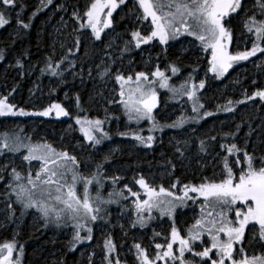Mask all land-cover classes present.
<instances>
[{
	"label": "rangeland",
	"instance_id": "1",
	"mask_svg": "<svg viewBox=\"0 0 264 264\" xmlns=\"http://www.w3.org/2000/svg\"><path fill=\"white\" fill-rule=\"evenodd\" d=\"M92 2L94 0H52L51 4H47V0H20L23 11L21 12L20 7H17L12 11L10 23L0 28V31L3 30L8 38L15 35L20 25L16 23L15 17L17 14L20 16L27 7L31 6L26 23L34 22V19L39 16L40 27L36 34L45 38L47 48L46 57H41L37 67L34 62H29V60L23 67L18 65L15 76H18L19 72L33 76V82L28 85L23 99L21 91L12 94L6 81V69L10 67L11 61L6 60L2 64L0 68V97H7V103L14 105L17 111L23 108L26 112L35 113L40 112L47 104L51 103L56 90L64 87L61 91L62 102L59 104L69 112L66 117H70V119L63 120L60 127L55 128L49 121L32 119L29 115L0 116V136L5 133L9 136L19 135L25 143H47L55 149L53 144H58L57 152L66 151L77 158L79 169H83L82 175L91 177L97 173L99 168L103 182H107L102 189H99L101 195L105 200L116 201L120 198L119 195L114 194L109 197L112 190L109 183L113 177L126 179V183L132 191L140 194H142L140 185L135 183V180L143 176L150 186L154 187L156 183L162 184L166 189L180 191L176 194L182 195L183 186L186 184L199 185L205 182H220L226 178L225 157H227L229 167H232L237 175L241 166L246 167L243 153L229 155L226 148L223 147L224 145L230 146L235 143L240 148L246 147L249 153H253V148L256 146L257 151L254 154L257 156L264 154V100L256 97L254 100H246L244 104H233L234 112L218 110L222 106H227L229 100H245V93L252 95L256 90L264 89V54L257 53L248 61L238 62L224 76L217 77L216 74L208 71L211 50L204 51L200 42L187 34L182 35L178 40L169 41L168 45L154 40L149 44H142L140 48H135L130 43L131 32L139 30L142 34H147L150 28V21L137 20L142 10L134 7L135 0H127V5H121L113 12L112 26L104 29L101 39L96 40L90 28L79 27L81 23H86V18L77 20L73 16L74 12L83 16ZM255 5L256 0H245L246 9L253 10L248 15L257 11ZM40 6L44 9L43 13L42 11L37 12V8ZM34 13L35 15H33ZM233 15L230 17V23L226 22V26L233 34L229 51L234 54L236 51L250 49L255 36L254 33H248L244 27V16ZM116 19L125 21L124 27L117 28L114 24ZM237 24L243 25L242 28L246 34L240 30L241 33L235 35ZM77 37L80 40L78 51L74 46ZM126 44L129 50L123 51ZM261 46H264V42ZM171 47L176 48L177 59L186 54L192 58L191 69L185 70L184 64L183 67L176 62L166 60L165 51ZM201 59L205 60V65L199 70L197 61ZM249 61L250 63H248ZM49 63H51L52 69L47 67ZM172 65L180 69L175 75L170 71ZM157 66L171 77L169 85L177 89L188 80L189 76L192 77L191 83L199 84L201 80H204L205 87L198 90L197 93L199 102L204 105V108L200 109V114L209 111L214 115L199 119L198 122L189 120L180 128L167 127L181 117H196L198 113L192 110V101L187 96H174L169 89L159 88L157 85L156 91L160 97L159 108L153 111V116L160 125L165 126L163 131L159 129L153 131L152 121L147 118L139 122L130 121L119 95L121 86L115 80V76L118 74L131 75L135 79L136 73L146 72L149 73L150 79H156L151 76V73L156 70ZM105 68H109L110 73L101 78L100 73ZM53 69L59 74L52 75ZM246 80H248L247 84L244 83ZM125 90L127 91V86H125ZM82 92L85 93L86 101L80 98ZM14 95L17 97L15 101L13 100ZM83 103L87 107H84ZM77 116L82 119L86 117L89 120L103 121L104 131L109 133L110 139H104L99 145H93L87 141L83 133L79 131L80 126L76 124ZM237 125H241L239 131H237ZM250 128L253 130L251 136L248 135ZM120 133H128V135L122 136ZM133 133L144 137L151 135L155 138L154 142L151 147H147L138 142L132 135ZM43 136H49V141L43 140ZM211 137H215V139L213 140ZM201 140L205 142L203 151L200 147ZM178 148L180 151H177ZM24 155H27V149L0 155V176L3 177L0 179V230L2 233L10 232L12 235L10 239L0 242V245L18 242L17 234L23 220L28 218L32 220L33 227L40 231L39 235L46 236L45 241L51 240L52 247L58 241L64 240L57 253L60 252V249L78 250L77 262L79 264H107L105 259L107 250L104 243L109 238L116 245V250L111 256H118L120 264H140L134 244L139 243L146 249L150 248V244L143 241L145 231L141 229L149 228L152 224L164 222V220L148 219L146 226L141 227L137 224L136 227H132L136 221L134 214L137 215V212L133 203L136 197L130 195L132 197L129 209L132 213H129L128 216L121 215L120 220H115L112 224L113 220H111L112 217L108 214V210L114 203L102 204L100 205L99 218L95 222H89L88 225L93 229L92 239L77 243L73 250L70 241L76 231L74 222H61L58 226L50 220L46 221L36 208L25 209L21 203L16 201L15 194L11 193L9 184L13 186L17 183L26 184L28 171L30 170L35 176L40 168V161H25L23 160ZM237 155L240 157L241 164L234 163ZM120 157H124V159L118 160L117 158ZM13 167L25 179L14 181L11 174ZM176 169L181 172L180 175L176 173ZM173 184L176 185L174 189L171 187ZM81 187L82 185L77 186L78 192ZM96 190L97 186L94 184L90 188L93 197ZM194 195L189 193V196ZM202 200L203 198L188 199L185 206L176 210L174 223L185 237L187 229L195 223L196 219L200 218ZM239 206L238 202L233 207ZM178 212L181 213L176 217ZM142 215L146 219L150 217L147 212ZM229 215L234 216V213ZM167 218L169 219L167 227L157 225L159 234L157 239L161 243L156 244H165L166 238L170 239L173 219L169 216ZM80 234L81 236L86 235V229H82ZM200 243L196 242L197 245ZM16 245L17 247L22 246L18 243ZM203 246H210V238L207 236L204 238L203 245L195 247V250L201 251ZM34 248L40 252L39 257H48L49 251L54 253V250H50V248H46V254L42 253L41 246L37 243ZM174 249H178V244L174 245ZM23 250L22 264H31L26 260V252L24 248ZM246 251L249 256L261 255L264 254V245L256 242L248 246ZM18 256L19 252L14 251L13 258ZM186 256L187 259H195L189 257V253ZM199 263L202 264L200 260ZM157 264H164V262Z\"/></svg>",
	"mask_w": 264,
	"mask_h": 264
},
{
	"label": "snow or ice",
	"instance_id": "2",
	"mask_svg": "<svg viewBox=\"0 0 264 264\" xmlns=\"http://www.w3.org/2000/svg\"><path fill=\"white\" fill-rule=\"evenodd\" d=\"M51 3L52 0H47V4ZM121 5H127V0H94L83 16L78 12H74L73 16L77 20L86 18V23H81L79 27L90 28L95 39L99 40L104 29L112 26L113 12ZM0 6H3L0 7V28L10 23L12 11L17 7H20L21 12L23 11L20 0H0ZM255 6L257 11L248 15L245 0H135L134 7L142 10L137 20L150 21V28L147 34H142L139 30L132 31L130 43L135 48H140L142 44H149L154 40L168 45L169 41L178 40L179 37L187 34L195 37L204 51L211 50L208 71L216 74L217 77H222L234 64L248 61L257 53L264 54V46H261L264 42V0H256ZM233 14H243L244 27L248 33H254L255 36L250 49L236 51L234 54L229 51L233 34L226 26V22L230 23V17ZM17 19L23 28L30 27L29 23L19 19L18 14ZM79 45L80 40L77 37L74 44L77 51ZM128 50L126 44L123 51ZM69 51L71 52V49ZM3 59L4 56L0 51V60ZM47 67L52 69L51 63ZM170 71L175 75L180 69L172 65ZM109 73L110 69L105 68L100 73L101 78ZM58 74L54 69L52 70V75ZM151 76L156 79H150L149 73L146 72L136 73L135 79L131 75L118 74L115 76V80L120 83L119 95L130 121L139 122L147 118L152 121L153 131L157 129L163 131L165 126L160 125L153 116V111L158 106L157 85L159 88L169 89L174 96H187L192 101V110L198 113L196 117H181L167 127L180 128L189 120L198 122L199 119L214 115L209 111L200 114V109L204 108V105L199 102L197 93L205 87L204 80H201L199 84L191 83L192 77L189 76L188 80L177 89L169 85L171 77L161 71L159 66L151 73ZM125 86H127V91ZM125 97L126 99H123ZM256 97L264 100V89H258L252 95L245 93V100H229L227 106H222L218 110L234 112L233 104H244L246 100H254ZM53 110L58 117L69 115V112L60 104H53L35 113L26 112L23 108L17 111L14 105L7 103V97H0V116H50ZM103 123L99 119L89 120L86 117L83 119L76 117V124L80 126L79 131L93 145H99L104 139H110L109 133L104 131ZM240 127L241 125H237V131ZM252 131L250 128L249 136ZM120 135L124 136L128 133H120ZM132 135L147 147H151L155 139L151 135L148 137L136 133ZM211 139L214 140L215 137ZM200 147L202 151L205 150L203 140L200 141ZM223 147L229 155L243 153L246 167L241 166L238 175L232 167H229L227 157H225L226 178L220 182L186 184L183 186L182 195H177L175 191L166 189L162 185L157 190L151 187L143 176L135 180V183L144 189L147 199H140L139 192H133L125 185L127 191L136 197L133 203L138 215L132 227H136L137 224L141 227L146 226L147 220L151 217L146 219L142 213L151 212L154 208L158 209L161 215L173 219L170 239L166 238L165 244L155 245V248L161 251H157L154 257L150 258L147 250L139 243L134 244L140 264H157L158 261H163L164 264H196L195 259H186V253L191 254L193 258H199L202 264H264V254L249 256L246 251V248L253 243L258 242L264 245V154L255 155L256 146L253 148V153H249L246 147H238L235 143ZM21 149H27V155L23 156V160H37L41 162V165L35 176L30 170L28 171L26 184L17 183L15 186L9 184L8 187L11 193L15 194L16 201L21 203L25 209L36 208L46 221L50 220L58 226L61 222H74L76 231L70 241L73 250L77 243L91 240L93 229L88 225L89 222H95L99 218L100 205L118 203L112 199L105 200L101 195L99 189L103 188V178L99 168L97 173L91 177L84 176L78 170L77 158L66 151L57 152L52 145L47 143H25L19 135L9 136L5 133L0 136V155L6 152H20ZM177 151L180 149L178 148ZM234 163L241 164L239 155L236 156ZM11 174L14 181L25 179L15 167L12 168ZM2 178L0 176V179ZM118 179V177L112 178L113 185ZM94 184L97 190L93 197L90 188ZM78 185H82L79 192L77 191ZM171 187L174 189L176 185L173 184ZM189 193L195 195L189 196ZM114 194L127 199L124 197L123 190L119 193H109V197ZM197 198H203L200 218L196 219L195 223L187 229L185 237L175 226V213L178 208L185 206L186 200ZM238 202L240 206L234 208L233 206ZM230 213H234V216H230ZM82 229H86L84 236L80 234ZM205 236L210 238V246H203L201 251H196L195 247L203 245ZM197 241L201 242L200 245L196 244ZM177 243L179 247L174 249ZM104 247L107 250L105 257L107 264H120L118 256H111L116 250V245L111 238L105 240ZM14 251L19 252V256L15 259L13 258ZM23 251V246L17 247L15 242L0 245V264H22Z\"/></svg>",
	"mask_w": 264,
	"mask_h": 264
},
{
	"label": "trees",
	"instance_id": "3",
	"mask_svg": "<svg viewBox=\"0 0 264 264\" xmlns=\"http://www.w3.org/2000/svg\"><path fill=\"white\" fill-rule=\"evenodd\" d=\"M31 7V6H30ZM30 7H27L24 10V13H22L19 16L20 20L24 19V22L26 23L27 15L30 13ZM43 13L44 9L42 6L37 8V12ZM23 17V19H22ZM39 16H37L34 19V22L29 23L30 27L25 29L21 25H19L18 32L11 36L10 38L5 36V32L2 30L0 31V51H2V54L4 56V59L0 61V68L2 67V64L5 63L6 60L11 61V65L9 68L6 69V77H7V84L10 87L12 94H15L17 91H21L22 93V99L23 96L26 95V91L28 88V85L33 82V76L31 74H26L24 72H19L18 76H15V73L18 69V65L20 64V67H23L25 62L27 60L34 62L35 66L37 67L40 64L41 57H46V46H45V38H42L36 34L38 28L40 27ZM15 21L18 24L19 21L17 17H15ZM20 24V23H19ZM115 26L117 28L124 27L126 24L125 21H120L118 19L115 20ZM240 24H237L235 27V35L239 33L241 30L239 26ZM234 29V28H233ZM44 39V40H43ZM156 50V47L154 48ZM176 48L171 47L168 48L165 51V58L166 60H169L171 62H176L180 66L185 65V70L191 69L193 60L192 58L186 54L184 56H180L179 59H177L176 55ZM19 62V63H18ZM205 65V60L201 59L197 61V66H199V70L202 69ZM184 67V66H183ZM244 83H248V80L244 81ZM64 89V87L59 88L56 90V92L53 95V98L51 100V103L47 104L44 109L50 107L53 104H59L61 103V91ZM11 94V95H12ZM85 93L82 92V95L80 96L81 99H85L84 97ZM17 97L14 95L13 100L15 101ZM56 100V101H55ZM84 107L87 105L83 103ZM32 119H38L43 121H49L55 128L60 127L61 122L65 119H70V117L66 116H56L55 110H53L52 114L50 116H38V115H29ZM42 128V126H41ZM45 140L49 141V136H43ZM78 140V139H77ZM54 143V142H53ZM55 147H58V144H53ZM95 161V158H93ZM118 160H123L124 157L117 158ZM116 159V160H117ZM130 160V159H129ZM176 173L180 175V171L176 169ZM184 179L183 177H181ZM178 185V183H176ZM38 229L33 227L32 220H29L28 218L23 220V223L20 227L19 233L17 234V241L15 243L21 244L26 252V260L30 262L31 264H79L77 262L78 257V250L71 251L66 249H60L62 246L64 240L58 241L54 247L51 246V240L45 241L46 236H40ZM11 233H2L0 230V242L10 239ZM65 242H68L65 240ZM38 244L41 246L42 253L46 254L47 249L50 248V250H54V253L52 251H49L48 257L44 258L39 257L40 252L35 250L34 245ZM96 264V263H93Z\"/></svg>",
	"mask_w": 264,
	"mask_h": 264
},
{
	"label": "crops",
	"instance_id": "4",
	"mask_svg": "<svg viewBox=\"0 0 264 264\" xmlns=\"http://www.w3.org/2000/svg\"><path fill=\"white\" fill-rule=\"evenodd\" d=\"M253 10H251V11H248V13H251ZM234 16V15H233ZM237 16V15H236ZM238 16H241V17H243L244 15L243 14H241V15H238ZM242 26L243 25H241V28H242ZM243 33H245L244 31H243V28H242V30H241ZM241 33V32H240ZM239 33V34H240ZM246 34V33H245ZM244 35V34H243ZM56 149H59V147H56ZM78 170H79V172L81 173L82 172V170L81 169H79V167H78ZM102 175V174H101ZM106 180H108L107 178H106ZM147 183H149V182H147ZM105 184H107V182H103V186L105 185ZM110 184V188H112V190H111V193H113V192H115V193H119L121 190H123V192H124V197H127V199H124L123 197H121L120 196V198L118 199V203H114L113 204V206L112 207H110V210H108V214H110V216L112 217V219L111 220H113V222H112V224H114V222H115V220H120V217H121V215L123 216V214H125L126 216H128L129 215V213H132L131 211H130V209H129V206L131 207V203L129 204V202H130V199H131V197L132 196H130L131 195V193H129L128 191H127V188H131L127 183H126V179H124V178H122V179H119L118 181H117V183L115 184V185H113V183H112V180H111V182L109 183ZM125 185H127V188H125ZM162 185V184H161ZM163 186V185H162ZM151 187H153V186H151ZM164 187V186H163ZM154 188H156L155 186H154ZM165 188V187H164ZM158 190V189H157ZM140 192L142 193V194H140V199H147V196L145 195V192H144V189L143 188H141L140 187ZM126 193H128L127 195H126ZM129 204V205H128ZM180 211H181V209H179ZM178 210V211H179ZM148 213L149 214V216L151 217V219H149V220H164V222H162V221H160L159 223H157V224H152L149 228H142L141 230H143V231H145V233L143 234V241H145L146 243H149L150 244V248H151V250H149V249H146L147 250V253H148V255H149V257L150 258H152V257H154L153 256V253H156L157 251H161V250H159V249H156L155 248V245H156V243H158L159 241V239H157L159 236L157 235L158 234V232H157V230H158V227H157V225L159 224L161 227H163V225H165L166 227L169 225L168 224V218H167V216L166 215H161L160 214V212H159V210L158 209H152L151 210V212H148V211H144L143 212V214L144 213ZM181 212H178L177 213V215H176V217L177 216H179V214H180ZM135 215V217H134V220H136L137 219V215L136 214H134ZM131 218V217H130ZM129 219V218H128ZM127 219V220H128ZM124 220V219H123ZM131 220V219H130ZM171 229V228H170ZM168 232H169V230H168ZM170 233H171V230H170ZM140 234H142V233H140ZM163 240V239H162ZM161 240V241H162ZM159 243H161V242H159ZM178 244V243H177ZM142 246V245H141ZM143 247V246H142ZM178 247H179V245H178ZM144 248V247H143ZM118 251V250H117ZM118 254V253H117ZM155 255V254H154ZM186 255H187V253H186ZM189 257H192V255L191 254H189ZM193 258V257H192ZM186 259H187V256H186ZM196 260H197V264H200L199 263V259L198 258H195ZM158 262H163V261H158ZM157 262V263H158Z\"/></svg>",
	"mask_w": 264,
	"mask_h": 264
},
{
	"label": "flooded vegetation",
	"instance_id": "5",
	"mask_svg": "<svg viewBox=\"0 0 264 264\" xmlns=\"http://www.w3.org/2000/svg\"><path fill=\"white\" fill-rule=\"evenodd\" d=\"M160 98V97H159ZM159 108V107H158Z\"/></svg>",
	"mask_w": 264,
	"mask_h": 264
},
{
	"label": "water",
	"instance_id": "6",
	"mask_svg": "<svg viewBox=\"0 0 264 264\" xmlns=\"http://www.w3.org/2000/svg\"><path fill=\"white\" fill-rule=\"evenodd\" d=\"M158 107V106H157Z\"/></svg>",
	"mask_w": 264,
	"mask_h": 264
}]
</instances>
